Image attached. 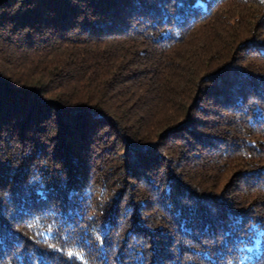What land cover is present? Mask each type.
Here are the masks:
<instances>
[{"label":"trees","instance_id":"16d2710c","mask_svg":"<svg viewBox=\"0 0 264 264\" xmlns=\"http://www.w3.org/2000/svg\"><path fill=\"white\" fill-rule=\"evenodd\" d=\"M0 264H264V0H0Z\"/></svg>","mask_w":264,"mask_h":264}]
</instances>
